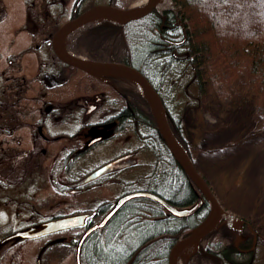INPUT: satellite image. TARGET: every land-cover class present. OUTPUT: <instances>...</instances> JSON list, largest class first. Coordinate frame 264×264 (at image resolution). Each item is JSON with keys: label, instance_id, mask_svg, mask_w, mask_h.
Segmentation results:
<instances>
[{"label": "rangeland", "instance_id": "obj_1", "mask_svg": "<svg viewBox=\"0 0 264 264\" xmlns=\"http://www.w3.org/2000/svg\"><path fill=\"white\" fill-rule=\"evenodd\" d=\"M33 1L43 0H0V12H4L7 16V19L0 23V75L4 72L13 78L5 83V86H11L13 91L17 86L25 87L27 82L31 92L26 95L25 105L30 109L38 105L33 100V96L35 89L40 86L38 80L34 79L39 74L44 77L54 74L58 77L54 84L60 82L61 86L57 84L54 86L57 88L47 91L48 98L52 96L53 99L64 103L73 99L92 100L101 90L106 98L121 99L110 85L90 78L80 71L69 69L61 63L51 49L52 35H34L26 32L28 24L24 25L25 14L57 10L53 7L43 9L39 4L36 6L37 10H32L30 6ZM73 1L67 0L63 7L66 11L64 20L70 17ZM101 1L109 2V0ZM140 1L132 0L131 4L135 5ZM169 1L173 6L172 0H161L158 6L166 8ZM147 5L148 3L139 9ZM208 12L211 13L212 9ZM222 17L221 23L225 26L233 22L228 17ZM238 18L236 15L234 19ZM63 22L62 20L61 23ZM23 25L26 28L24 31L20 30ZM181 25L187 32L185 23L181 22ZM143 27L145 32L136 34V25L130 26L129 38L135 45L141 41V38L150 40L157 35L153 27L146 24ZM81 29L70 33L67 44L79 56L87 58L88 55L76 47ZM167 33L173 34L172 31ZM38 43H42V47H39ZM191 70L187 63L178 62L165 71V98L172 108L175 107L174 114L178 112L182 119L183 117L187 119V123L183 119L182 138L196 159V168L210 182L213 192L220 202H223L222 205L232 215L250 220L260 235L255 264H264V122L253 112L252 94L245 82L239 84L237 82L233 87L214 85L208 95L199 98L196 86L190 82ZM177 76H180L178 85L173 87V81ZM2 79L0 78V99L4 96ZM44 88L51 87L47 88L44 85ZM194 98H198L199 101H195ZM233 102H236V105ZM75 107L74 113L78 119L72 127L74 131L90 124L86 121L92 123L98 121L100 116L101 119H105L122 110L108 109L104 115L99 114L97 120L92 116L94 112L86 115L84 107L77 105ZM87 116L91 117L87 118ZM150 133L152 134L148 126L140 122L139 132L129 128L98 145L87 155L75 158V165L69 174L70 179H78L105 162L117 161L116 169L105 176L102 186L77 195H71L62 185L68 183V174L58 175V179L61 180L57 187L60 190L54 188L56 184L53 185L51 180L52 176L63 170L62 147L66 144L64 141L53 142L56 145L53 149L52 141L43 140L42 145L50 148V151L39 157L42 160L39 166L34 168L35 165L25 163L23 167L25 174L21 177L15 175L11 187V181L10 185L9 180L0 181V241L18 228L28 226L29 223L24 221L29 219L46 220L56 213L71 214L83 210H96L102 204H114L127 191L150 188L172 192L180 189L178 184L180 179L176 175L181 178L182 174L172 164L168 153L157 147ZM47 136L51 137L49 133ZM77 140L84 142L83 138ZM135 151L137 154L131 156L133 159L130 158L128 154L132 155ZM121 156L127 157L118 159ZM8 166L7 163H0V172L3 176H8L10 170L7 169ZM28 168L29 171H26ZM30 173L37 174L29 175ZM112 176L115 178L111 181ZM6 200L9 202L5 204ZM72 234L75 235L76 232L43 236L25 242L16 241V244L4 246L0 250V264H39V255L41 264H76V243L53 242L55 237ZM114 235L108 244L104 241V247L109 248L108 252L115 247L116 254L124 253L134 248L133 245L138 242L136 234L130 235L129 239L126 234L118 238L116 234ZM193 247L194 244L186 248L181 258L182 264Z\"/></svg>", "mask_w": 264, "mask_h": 264}, {"label": "trees", "instance_id": "obj_2", "mask_svg": "<svg viewBox=\"0 0 264 264\" xmlns=\"http://www.w3.org/2000/svg\"><path fill=\"white\" fill-rule=\"evenodd\" d=\"M112 1L117 7L126 8L132 0ZM172 3V7L162 8L160 5L147 17L125 25L102 21L87 29L78 38L77 46L92 59L124 63L138 69L160 93L172 132L196 165L195 157L182 138L185 118L182 119L178 112L174 114L175 107L172 108L165 98L164 73L178 62L187 63L192 69L190 82L196 86L199 98L208 95L214 85L233 87L243 81L252 94L253 112L264 122V0H172ZM209 9H212L211 13ZM236 15L238 19H234ZM222 16L233 22L223 25ZM181 22L187 29L182 51L174 48L160 51L163 46L159 45L165 43L163 38L177 41L184 37ZM144 24L156 29L157 35L150 40L141 38L135 45L129 38L130 26L136 25V34H140L145 32ZM175 52L188 55L178 59ZM179 78L174 79L173 87L178 85ZM106 79L113 83L124 109L117 128L112 126L118 118L115 115L107 116L102 122H113L110 126L115 127L114 131L111 129L112 134L122 133V128L124 131L132 128L139 132L140 122H143L152 132L150 136L157 147L168 153L172 164L182 174L181 178L176 175L180 179V189L170 192L145 188L134 192L155 193L180 209L195 205L201 197L200 192L170 155L148 102L128 79L117 76H107ZM194 100L199 101L198 98ZM233 104L236 105V102ZM203 199L205 202L200 210L183 219L171 216L159 203L150 199L138 198L127 202L108 226L115 232L116 238L126 234L129 239L130 235L136 234L138 242L133 245L134 248L116 254L117 248L113 247L108 252L109 248L106 249L100 239L102 231L96 232L83 245V264H128L131 258H134L132 264H168L170 251L177 240L189 236L210 215L211 205ZM112 206L108 204L100 208L107 211ZM243 220L246 223L238 229L230 224L227 215H223L217 227L202 239L198 249L187 255L184 264H255L260 235L250 220ZM113 235L108 242L114 238Z\"/></svg>", "mask_w": 264, "mask_h": 264}, {"label": "flooded vegetation", "instance_id": "obj_3", "mask_svg": "<svg viewBox=\"0 0 264 264\" xmlns=\"http://www.w3.org/2000/svg\"><path fill=\"white\" fill-rule=\"evenodd\" d=\"M66 2L67 0H43L41 2L33 1L32 5L30 6L32 10H37L36 6L38 4L43 9H48L49 7H53L56 8L57 10L56 12H51L49 10H46V12L35 11L36 13L25 14L24 25L25 23L28 24V28L26 32H29L34 35L36 34L52 35L53 37V35L64 24L75 18H78L79 16L86 13L90 9L100 7L102 5L114 6L112 0H109V2L106 3L102 2L101 0H74L71 6L70 17L64 20L63 17H65L66 11L64 10L63 7H65ZM57 7L61 9H58ZM6 19H7L6 14L4 12H0V23ZM62 20L64 21L63 23H61ZM24 25L23 28L22 27L20 28V30L23 31L26 30ZM88 27L81 29V31L83 32L84 30L89 29ZM52 37L50 39L51 49H52ZM163 40L165 43L159 45V46H163V49H160V51H163L164 49L170 50L173 48L176 49V51H178L179 48H181L180 45L184 46L185 44V42H182L183 44L181 43L176 44L175 42H173L168 38H163ZM39 45H37V47L38 46L42 47V43ZM69 69H74V68L69 67ZM106 77H107L106 75H101L97 77L98 78L97 80H99L102 83L110 85L115 90L113 83H111L108 79H106ZM0 78H3L2 80L4 81V89L2 92L4 96L2 99H0V108L2 109L0 113H3L0 114V163L9 164L7 169H10L8 170V176L6 175L3 176V174L0 172V181L3 180L6 182L7 180H9V185L11 181L10 187L12 186L13 183L12 180H14L13 178L15 175L16 177L18 175H20L21 177V175L25 174L24 172L25 170L23 168L25 163L28 165L30 164L31 166L35 165L34 168H36V166H39L42 161L39 159V157L46 155V153L50 151V148H46L42 145L43 140L47 139V141H52L51 148L53 149L56 148V145H54L53 142L57 143V141L58 142L64 141V143L66 144L62 147V152L64 156L62 157L61 161H63V163H61V165L63 170H60L56 174V176L51 177L53 185L56 184L54 185V188L60 190L57 187L59 181L61 180L58 179V175H64V174L69 175L71 173V169H73V166L75 165L76 162L75 158L87 155L92 149H94L98 145L107 142L108 140L120 134V133L116 134L114 132L112 134L111 129H113L114 131L115 127L117 128L118 127L117 124H119L120 122V118H119L120 113L124 109L122 99L118 100V98L116 99L106 98L105 93L101 90V92L96 94L92 100L73 99L64 103L63 101L53 99L52 96H50L51 98H48L47 91L52 90V88H57L54 86L60 83L57 82L56 84H54L56 78L58 77L54 74L47 75L45 77L44 75L39 74L36 75L34 79L38 80L37 83L40 86L37 89H35V95L33 96V100L38 105H35L34 108L30 109L27 108L25 105V100H27L26 95H28V92H31V89H29V87L27 86L28 83L27 82L25 83L26 85L25 87H21L22 85L20 87L17 86L12 91L11 86L9 85L5 86L6 85L5 83L9 82L13 78L6 75L4 72L3 75H0ZM44 85H46L47 88L48 87L51 88L46 89L44 88ZM76 105L84 107L86 115L94 112L92 116H94L96 119L98 118L99 114L104 115V112L108 109L111 110L122 109V110L115 113V116H117L118 118L115 120L116 122L113 125H112L113 122L112 123L102 122L103 121L101 119L102 116H100L99 120L97 119L98 121L92 123L86 121L87 123L90 124L86 125L85 127H81V129L77 131H74L72 130V127L76 122V120L78 119V117L74 113L75 112L74 109L76 108L75 107ZM128 108L133 113L132 115H135L132 108L130 106H128ZM90 117L91 116L89 117L87 116V118ZM111 125L115 127L110 128ZM121 131L124 132V129L122 128ZM48 133L51 135V137L47 136ZM101 135L103 136V138L97 140L96 143L88 147V144L91 141L95 140ZM77 138H83L84 142L77 140ZM135 154H137V151L132 153V155L131 153L128 154V156L132 158L131 156H134ZM125 157L127 156H124V158ZM122 158L123 156L119 157L118 159H122ZM134 159H136V157H134ZM116 162H117L116 160L105 162L100 166H98L97 168H95L94 170L84 174L82 177L78 179L76 178L70 179V175H69L68 183L66 185L65 184L62 185L64 186V188L70 191L71 195H77L79 193L88 192L92 189L100 187L104 184V181L106 179L105 176L112 173L116 169V164H117ZM104 167L107 168L106 171L100 173L99 175L93 176L97 171H99L101 168ZM26 171H29V168L26 169ZM116 172L117 170L114 172V174ZM36 174L37 173H30L29 175H36ZM113 178L115 177L112 176L110 180L112 181ZM29 180H31V178H29ZM36 187L38 188L39 185H37ZM128 192L130 191H127L124 194ZM9 196L10 195H7V197ZM122 197L123 196H121L120 198ZM8 202L9 201L6 200L5 204ZM102 205L106 207L108 204L105 203ZM111 208H109V210ZM109 210L104 211L99 207L96 210H91V211L83 210L71 214L56 213L53 216H50L46 220L37 219V221H34V219L33 220L29 219L24 222H28L29 223L28 226L31 227L34 225H43L52 220L62 219L65 217L86 215L87 217L85 219L84 225L66 229L65 231L62 230L61 232H57L53 234V235H58V234L62 235L66 233L76 232L75 235L72 234L69 236L55 237L53 239V242H58L59 240H62V243L77 244L81 239V237L89 229H91L92 227H94L95 225L101 222V220L109 212ZM110 221L102 230H95L89 236H91L96 232L102 231L101 233L102 236L100 237V239L102 238V241L108 242L109 238L115 233L114 231H112L111 228L109 229L108 225ZM109 233L112 235L110 236ZM89 236L87 237L86 241L88 240ZM133 262L134 259L132 260L131 258L128 264H132Z\"/></svg>", "mask_w": 264, "mask_h": 264}, {"label": "water", "instance_id": "obj_4", "mask_svg": "<svg viewBox=\"0 0 264 264\" xmlns=\"http://www.w3.org/2000/svg\"><path fill=\"white\" fill-rule=\"evenodd\" d=\"M160 0H151L150 3L142 10H132V9H119L112 6H105L99 7L97 9H93L89 12H86L75 18L68 23L64 24L52 37V48L56 56L65 64L70 65L72 67L81 69L88 74H101V73H112L118 72L121 76L129 77L133 81H137L145 90L146 95L145 98L150 106L152 116L156 123L157 129L161 135V138L166 145L168 151L170 152L173 159L176 163L183 169V171L187 174L190 178L192 183L197 187L198 191L201 195L210 203L212 206V214L214 217L212 221L207 224L201 225L196 230L192 232V234L184 239H180L171 249L169 254L168 263L169 264H176V257L179 250L189 244H195L196 248H198L200 241L211 231L215 229L218 225L219 221L221 220L222 216L227 214L230 219V223L235 225L236 228H241L244 224L243 220H240L235 215L228 214L219 200L217 199L216 195L213 193L210 185L205 180V178L201 175V173L196 168L194 162L191 160L189 155L181 148L178 144L171 126L168 122L166 117L165 108L162 102V99L153 85L149 82V80L136 68L129 66L124 63H115V62H99V63H90V62H82L77 60L74 57H71L63 48L62 39L68 35L71 31L77 29L78 27L88 23L97 18H119L123 24H126L131 21H135L138 19L143 18L144 16L148 15L152 12ZM169 5L171 2H168ZM182 58V57H180ZM122 73V74H121ZM103 138V136H99L95 140L91 141L88 144V147L96 143L97 140ZM107 168H101L99 171L95 173V175H99L106 171ZM138 198H147L154 200L155 202L159 203L161 206L165 208L169 212L170 215L183 219L188 218L195 213H197L202 205L204 204V199L199 198L198 202L189 208L179 209L169 201L165 200L164 198L160 197L155 193L138 191L135 193H131L125 195L124 197L120 198L115 206L106 214L103 220L89 229L80 239L77 244L76 248V264H82L81 255H82V246L86 241L87 237L95 230L104 228L108 222L115 216V214L129 201L138 199ZM211 214V215H212ZM86 215H77V216H70L65 217L62 219L52 220L46 224L31 227L25 229L23 231H19L13 236H10L8 239H26V238H37L43 235L52 234L61 230L70 229L74 227H79L84 225ZM211 216H209L210 218ZM209 220V219H207Z\"/></svg>", "mask_w": 264, "mask_h": 264}, {"label": "bare ground", "instance_id": "obj_5", "mask_svg": "<svg viewBox=\"0 0 264 264\" xmlns=\"http://www.w3.org/2000/svg\"><path fill=\"white\" fill-rule=\"evenodd\" d=\"M150 1H151V0H141L139 3L135 4V5L132 7V9L137 10V9H139L140 7H144V6H145L147 3H149ZM65 51H66L71 57H74V58H76V59L79 60V61H82V62H85V61H86L83 57L79 56L74 50H71V49L68 47V44H67V43H65ZM112 73H118V72H112ZM118 74H120V73H118ZM121 74H122V73H121ZM136 84H137L138 89H139L143 94L146 95L145 90L143 89V87H142L137 81H136ZM213 217H214V214L211 215V217H210L209 220L207 221V224H209V223L212 221ZM186 248H187V245L183 246V247L179 250V252H178V254H177V257H176V264H182V259H181V258H182V256H183V254L185 253Z\"/></svg>", "mask_w": 264, "mask_h": 264}]
</instances>
